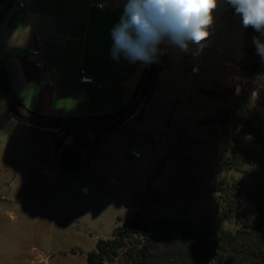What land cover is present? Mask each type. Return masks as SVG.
<instances>
[{
    "label": "rangeland",
    "instance_id": "374dc122",
    "mask_svg": "<svg viewBox=\"0 0 264 264\" xmlns=\"http://www.w3.org/2000/svg\"><path fill=\"white\" fill-rule=\"evenodd\" d=\"M226 25L225 46L203 44L195 54L202 81L196 82L186 64L172 67L170 78L162 80L153 95L140 99L128 118L120 117L118 126L82 133L95 150L82 152L84 167L77 175H64L59 168L61 153L75 144L74 136L40 121L22 120L29 124L25 129L12 120L0 94V264H87L98 240L112 238L118 219H130L140 210L149 220L190 218L200 223L210 217L218 229L236 227L226 219L219 194L208 186L250 183L263 171L259 166H252L249 174L231 170L227 163L234 142L220 119L241 105L264 126V113L255 102L264 70L245 67L241 17L235 28ZM233 73L245 81L240 94L228 83ZM215 83L218 90L205 93L208 102L194 103L187 112L192 118L182 121L191 91ZM245 141L256 147L252 138Z\"/></svg>",
    "mask_w": 264,
    "mask_h": 264
},
{
    "label": "crops",
    "instance_id": "0c3cea01",
    "mask_svg": "<svg viewBox=\"0 0 264 264\" xmlns=\"http://www.w3.org/2000/svg\"><path fill=\"white\" fill-rule=\"evenodd\" d=\"M19 2H24L25 7L20 8ZM97 3L105 4V8H97ZM126 3L127 0H0V67L5 70L19 102L20 115L40 123L55 119H90L110 115L133 104L143 84L146 64L133 63L122 54L116 59L111 54V32L120 22ZM212 17L208 37L214 42L203 44L216 48L225 46L226 23L228 28H235L238 14L227 0H217ZM245 33L246 28L244 45ZM37 37L42 39L43 49L35 58L29 54V49L34 47ZM189 49L183 52L163 42L165 58L159 66L156 88L162 80L170 78V68L183 64L196 77V82L202 81L200 57L194 54L198 50L193 43L189 44ZM242 58L237 59L236 64H240ZM38 61L44 70L36 67ZM230 67L235 66L230 64ZM81 69L96 85L80 83ZM219 86L201 84L192 90L182 121L188 122L186 117L192 118V114L187 112L193 111L194 103L208 102L205 93L218 90ZM11 116L22 127L29 128L28 123Z\"/></svg>",
    "mask_w": 264,
    "mask_h": 264
},
{
    "label": "trees",
    "instance_id": "16d2710c",
    "mask_svg": "<svg viewBox=\"0 0 264 264\" xmlns=\"http://www.w3.org/2000/svg\"><path fill=\"white\" fill-rule=\"evenodd\" d=\"M253 37L264 43V35L251 27L246 28L245 67L252 71H263L264 62L253 45ZM162 46L163 43L159 45L161 51L157 62L149 72L147 69L150 64H146L141 87L142 100L148 98L156 87L159 66L165 58ZM0 93L13 116L22 121L18 111L19 102L1 67ZM255 102L264 113V82L258 89ZM131 106L132 103L129 107L106 116L53 121H108L122 117ZM223 118L220 119L221 127L225 129L226 136H232L234 142L231 162L227 165L239 174H249L252 166L263 169L250 183L244 180L224 181L225 183L218 184L213 182L208 186L210 192L219 194L226 219L234 222L236 227L218 229L210 217L200 223L190 218L149 220L144 211L140 210L130 219H118L120 224L114 229L112 238L98 240L95 250L87 255V264H107L117 260L123 264H264V163H261V152L264 154L263 120L260 118L258 122L255 121L256 117L246 112L241 105L238 110ZM120 121L104 126H47L62 128L76 139L73 146L65 147L61 153V173L77 175L84 167L82 152L89 148L91 151L95 150L92 149V143L88 145L82 139L85 130L114 128ZM246 138L253 139L255 149L249 146ZM168 159H173L170 153ZM227 170L230 171L228 168Z\"/></svg>",
    "mask_w": 264,
    "mask_h": 264
},
{
    "label": "clouds",
    "instance_id": "9594fccd",
    "mask_svg": "<svg viewBox=\"0 0 264 264\" xmlns=\"http://www.w3.org/2000/svg\"><path fill=\"white\" fill-rule=\"evenodd\" d=\"M241 17L242 27L264 35V0H227ZM217 0H127L120 22L112 29V55L122 54L135 63L151 64L164 41L188 52L189 44L200 45L210 35L212 12ZM253 45L264 62V43L253 37ZM198 54V53H194Z\"/></svg>",
    "mask_w": 264,
    "mask_h": 264
},
{
    "label": "built area",
    "instance_id": "2783aa9c",
    "mask_svg": "<svg viewBox=\"0 0 264 264\" xmlns=\"http://www.w3.org/2000/svg\"><path fill=\"white\" fill-rule=\"evenodd\" d=\"M95 6L99 9H104L105 4L103 3H97ZM19 7L24 8L25 3L19 2ZM43 49V42L40 37H37L34 47L29 49V54L35 58H38L41 54V51ZM36 67L39 70H44V66L41 62L36 63ZM52 72H47L48 75H51ZM80 83L81 84H88V85H96L95 81L92 77H90L84 69L80 70ZM228 83L230 86L234 89V93L240 94L245 89V81L243 80V77L237 73H233L228 77ZM131 155L135 158H139L140 154L132 151Z\"/></svg>",
    "mask_w": 264,
    "mask_h": 264
},
{
    "label": "water",
    "instance_id": "95a60500",
    "mask_svg": "<svg viewBox=\"0 0 264 264\" xmlns=\"http://www.w3.org/2000/svg\"><path fill=\"white\" fill-rule=\"evenodd\" d=\"M158 57V56H157ZM157 62V58H156V61L151 63L147 69V72H149L153 66H155ZM142 88L140 89V91L138 92L132 106L130 107V109L122 116L123 119H126L128 118L132 113L133 111L135 110V108L138 106L139 104V101L142 97ZM22 119L28 123H32V124H37L38 122H36L34 119L32 118H29V117H25V116H22ZM121 118L118 117V118H114L112 120H108V121H88V120H80V121H61V122H56V121H51V122H43L41 124L45 125V126H67V125H75V126H82V125H87V126H96V125H99V126H104V125H113L115 123H117Z\"/></svg>",
    "mask_w": 264,
    "mask_h": 264
}]
</instances>
